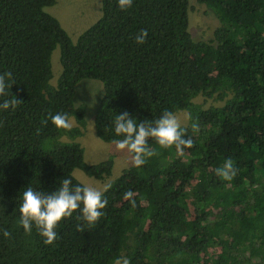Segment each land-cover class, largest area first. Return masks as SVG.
<instances>
[{
    "label": "trees",
    "instance_id": "1",
    "mask_svg": "<svg viewBox=\"0 0 264 264\" xmlns=\"http://www.w3.org/2000/svg\"><path fill=\"white\" fill-rule=\"evenodd\" d=\"M197 1L220 21L208 39L192 37L189 0H133L127 10L101 0L99 17L73 40L46 9L55 0H0V72H12L11 91L24 101L0 111V264H113L121 255L131 264H264V0ZM83 78L103 85L99 138L121 139L112 122L123 111L140 122L186 110L181 126L194 147L180 155L150 140L159 154L108 182L100 221L80 232L74 213L46 245L35 225L28 234L19 223L22 192L56 191L64 177L83 185L74 168L103 178L113 164L86 162L75 139L86 124V105L74 102ZM57 112L74 116L70 131L52 124ZM229 157L239 172L225 181L215 170Z\"/></svg>",
    "mask_w": 264,
    "mask_h": 264
},
{
    "label": "clouds",
    "instance_id": "2",
    "mask_svg": "<svg viewBox=\"0 0 264 264\" xmlns=\"http://www.w3.org/2000/svg\"><path fill=\"white\" fill-rule=\"evenodd\" d=\"M118 5L121 10H127L132 7L133 0H118ZM147 36V30L142 29L135 37L136 42L144 44ZM14 84L16 83L12 72H0V111H15L24 102L12 93ZM50 119L58 129L70 131L73 127L68 113L57 112L50 115ZM42 123L46 126L48 120H42ZM2 126L3 122L0 121V127ZM112 126L115 135L121 137V139L113 140L115 148L119 151H127L131 162L138 168L159 154L150 146V140H155L163 149L175 147L180 155L184 154L185 149L194 147V141L188 135L187 128L181 126L180 120L172 111L165 110L154 121L140 122L128 111H123L116 114ZM191 127L193 131L199 130L198 123H193ZM39 131L38 129L37 134ZM215 172L221 179L231 181L236 177L239 169L229 157ZM134 196L135 193L131 190L124 194L125 200L136 207ZM107 205L108 200L103 191L87 184L73 185L71 178L64 177L56 191L35 190L29 185L22 192L19 223L28 234L35 225L44 238V244L53 245L59 239L56 229L63 220L73 217L74 213H79L76 219L83 223L77 224V231L84 232L85 228L94 227L100 221ZM3 236L9 238L11 233L5 229ZM113 264H131V262L128 257L121 255L114 259Z\"/></svg>",
    "mask_w": 264,
    "mask_h": 264
},
{
    "label": "rangeland",
    "instance_id": "3",
    "mask_svg": "<svg viewBox=\"0 0 264 264\" xmlns=\"http://www.w3.org/2000/svg\"><path fill=\"white\" fill-rule=\"evenodd\" d=\"M101 0H55V3L46 9L55 15L71 39L75 40L78 34L92 23L101 13ZM220 24L218 17L204 3L197 0H189V30L194 39H208L212 37L214 28ZM51 64L53 77L51 81L55 83L59 75L61 65L59 62V47L56 46L51 53ZM103 93V85L98 79L83 78L76 87L74 102L76 105L84 103L86 105V124L81 135L75 139L83 147L84 160L88 163H95L109 156L113 158L110 174L103 178H96L87 175L82 169L74 168L73 174L83 184L103 190L109 181L120 174L121 169L127 167L131 162L130 154L127 151H119L115 148L113 141H105L99 138L95 132L94 116L99 105V99ZM196 101L210 103V99L204 100L202 96L195 97ZM181 124L188 121L186 110L174 112ZM72 124H76L73 115L70 116Z\"/></svg>",
    "mask_w": 264,
    "mask_h": 264
}]
</instances>
